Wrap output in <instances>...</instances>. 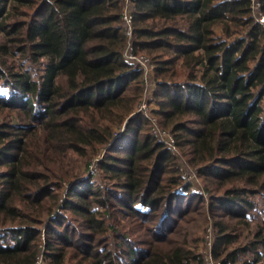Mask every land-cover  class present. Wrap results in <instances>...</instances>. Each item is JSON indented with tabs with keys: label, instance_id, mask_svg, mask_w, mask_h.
Listing matches in <instances>:
<instances>
[{
	"label": "trees",
	"instance_id": "obj_1",
	"mask_svg": "<svg viewBox=\"0 0 264 264\" xmlns=\"http://www.w3.org/2000/svg\"><path fill=\"white\" fill-rule=\"evenodd\" d=\"M132 1L154 114L189 148L221 218L214 260L264 264V221L246 236L264 197V28L252 1ZM122 14L120 0H0V264H38L43 227L44 264H206L180 231L200 196L137 110L145 81L125 59Z\"/></svg>",
	"mask_w": 264,
	"mask_h": 264
},
{
	"label": "rangeland",
	"instance_id": "obj_2",
	"mask_svg": "<svg viewBox=\"0 0 264 264\" xmlns=\"http://www.w3.org/2000/svg\"><path fill=\"white\" fill-rule=\"evenodd\" d=\"M138 60L132 61L134 62V65L140 67L143 70V77L145 81L144 85V94L142 97V101L138 105V112H145L150 114L152 118V123L150 124V127L153 129L152 133H158L156 135L159 139H161L163 142L165 140L174 138L172 132L170 129H164L162 127V119L154 114L155 111L160 110L159 101L160 99L157 98L156 94L158 93L157 84L154 82L155 73H154V62L150 57H148L145 54L139 53L137 55ZM127 58V57H126ZM11 61H14L18 67L22 68L24 71H31L36 73L37 69L30 68L27 61L22 60L19 56L10 58ZM1 89V86H0ZM145 106V109L142 107ZM137 112V113H138ZM137 116V115H136ZM127 125V122H126ZM126 125L123 126L120 133H124L126 131ZM160 132H166L165 134H161ZM119 135V134H118ZM172 149L171 147H169ZM106 152L103 150V153ZM189 148H179L176 146V149L174 150L175 157H177V162L180 167V175L184 180V184H191L192 192L195 194L197 193L200 198L194 199L192 201V206L189 214H187L185 221L182 222L183 227H180L182 231L184 229L183 234L188 235L189 239L193 242H196V244L199 247V251L204 255V259L208 258L209 264H213L210 260V252L213 247V245L216 242V234L217 231L215 230L214 223L217 220H220L221 218L219 216H216L211 206L212 201L210 200V196L207 192L204 191V181L203 178L199 177L198 168L194 167L192 164L189 163L190 159V153ZM173 153V152H172ZM102 156V155H101ZM98 161V160H97ZM97 161H94L91 165V171L93 174H99L98 172V166ZM85 165V164H84ZM76 166L81 168V161L78 160L76 163ZM85 170V166L82 168V172ZM81 171V170H80ZM97 177V176H96ZM102 178L103 176H99ZM98 178V177H97ZM96 178V179H97ZM98 179L99 181L103 182L102 180ZM97 180V185L100 184V182ZM257 204V211L253 214L252 220L250 221V227L246 230V236L247 233L253 235L254 231L256 230L259 223H262L264 221V197L258 195L253 198ZM189 200H186L184 204H187ZM122 217V216H119ZM122 224L125 226L127 223H133L129 224V227H132V229H136L135 233L133 234L134 238H145L146 232L137 225L140 223L139 221L135 220V218H128L123 217L122 218ZM136 225V226H135ZM45 228L43 227L42 232V254L39 259L38 264H44V249L46 244V234H45ZM173 236V235H172ZM173 237H176L175 235ZM205 263L207 264L206 260Z\"/></svg>",
	"mask_w": 264,
	"mask_h": 264
},
{
	"label": "built area",
	"instance_id": "obj_3",
	"mask_svg": "<svg viewBox=\"0 0 264 264\" xmlns=\"http://www.w3.org/2000/svg\"><path fill=\"white\" fill-rule=\"evenodd\" d=\"M252 1V8L256 11V23L260 24L264 28V14L260 11V2L258 0H251ZM123 6V14H122V24L124 27V35L129 41L128 47L125 53V59L129 62L137 61L138 56L134 52V44H133V36H134V20H135V7L132 0H120ZM127 57V58H126ZM134 63V62H132ZM155 69V66H154ZM154 71V70H153ZM145 109V106L142 107ZM161 134H165L166 132H160ZM158 135V133H155ZM165 142L171 147L172 151L176 149V140L172 137V139H167ZM214 247V245H213ZM213 247L210 252V260L213 264H220L217 263L213 258ZM207 264H209L208 258L205 259Z\"/></svg>",
	"mask_w": 264,
	"mask_h": 264
}]
</instances>
